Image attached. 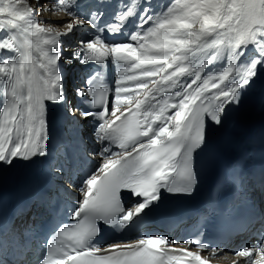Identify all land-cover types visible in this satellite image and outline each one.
I'll return each mask as SVG.
<instances>
[{"label": "snow or ice", "instance_id": "snow-or-ice-1", "mask_svg": "<svg viewBox=\"0 0 264 264\" xmlns=\"http://www.w3.org/2000/svg\"><path fill=\"white\" fill-rule=\"evenodd\" d=\"M137 9L128 0L113 14L114 22L100 28L99 10L82 16L73 11L71 0H55L49 11L76 17L61 33L42 27L32 17L35 9L28 0H0V32L5 33L0 36V52L13 54L0 58L6 98L0 103V167L49 157V114L67 105L58 62L79 59L82 64L103 65L111 60L120 70L114 91L96 79L75 90L84 104L94 107L82 111L81 117L95 120L93 131L105 163L83 182V196L72 212L79 221L66 243L75 255L63 251L55 258L57 253L49 247L37 264H209L197 252L180 249L179 255L169 254L166 245L172 242L163 235L110 245L109 251L119 255H106L93 241L101 225L126 224L158 202L162 192L195 191L199 153L213 154L212 129L223 125L228 109L239 107L258 80L264 84V0H175L159 12L150 5ZM134 17L138 30L129 35L131 42H108L101 35L121 33ZM85 26L97 31L81 38L65 60L62 37ZM224 57L225 67L205 71ZM67 115L74 117L75 109L69 106ZM112 146H131V151L120 156L112 153ZM225 177L239 184L238 164L226 169ZM122 190L142 202L125 209ZM34 197L40 199V193ZM65 232L61 227L56 236ZM187 243L222 254L203 241ZM26 247L16 233L0 236V264H11L7 257L22 254ZM234 255L245 260L233 264H264V236L257 246Z\"/></svg>", "mask_w": 264, "mask_h": 264}, {"label": "bare ground", "instance_id": "bare-ground-1", "mask_svg": "<svg viewBox=\"0 0 264 264\" xmlns=\"http://www.w3.org/2000/svg\"><path fill=\"white\" fill-rule=\"evenodd\" d=\"M135 2H138V5H141L142 3L151 2V0H133V3H135ZM38 16L42 17V24H41L42 27H47V28L50 27V29L56 30V31H59L61 29L62 20H63V19H61L62 18L61 16H58L57 17V16H54V15H51L50 12H46L44 14L43 13H38ZM4 34L5 33L0 32V36H2ZM10 56H13V54L10 53ZM226 64H227V58L224 57L223 59H221L219 61H214L213 64L212 65H209L206 68L205 71L206 72H208V71L215 72V71H218V70L222 69L223 67H225ZM59 68L61 69L60 63H59ZM183 79L184 78H182V80ZM253 87L256 88L260 92V95H258L257 98H256L257 101L260 100V99H262L264 97V87L258 85L257 83ZM171 102H175V100H173ZM88 147H90V146H88ZM89 150H91V149H89ZM66 152H67V149H66ZM96 159H98V156L96 157ZM99 161H100L99 163L102 164L101 165V167H102L103 164L105 163L104 158H102V157L100 158L99 157ZM24 169H25V162H22V161H17L16 163H14L11 166L3 165L2 167H0V200H1V198L3 199V197L5 195H8L9 192L11 193L12 190H11L10 186L8 185L10 183V180L12 178L14 180L17 177L24 175ZM63 169L64 168H62V170ZM62 173H63V171H62ZM84 187L85 186H81L78 189H76L74 191V196L81 199L82 196H83V193H82L81 189L84 188ZM165 193H166V191L165 192H162L161 193V197ZM0 203H1V201H0ZM208 256L210 257L209 259H210V263L211 264H218L219 263L220 260L217 259V258H212L213 255L208 254ZM234 260H235V257H229L227 259V261L230 264H233V261Z\"/></svg>", "mask_w": 264, "mask_h": 264}]
</instances>
